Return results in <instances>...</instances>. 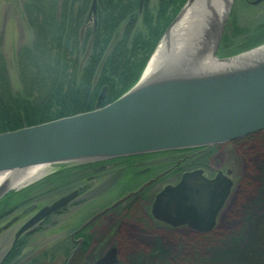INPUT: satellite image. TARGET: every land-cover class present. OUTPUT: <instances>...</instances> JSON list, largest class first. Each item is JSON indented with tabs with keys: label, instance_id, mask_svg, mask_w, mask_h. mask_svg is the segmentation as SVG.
<instances>
[{
	"label": "water",
	"instance_id": "water-1",
	"mask_svg": "<svg viewBox=\"0 0 264 264\" xmlns=\"http://www.w3.org/2000/svg\"><path fill=\"white\" fill-rule=\"evenodd\" d=\"M97 1L92 0L91 4L94 19ZM192 2L194 0H187L159 45ZM143 3L144 0H140V9ZM232 3L230 0L222 19L215 21L206 34L210 52L220 61L237 58L264 45L236 56H216ZM192 67L177 65L176 70H159L158 75L149 78L145 74L128 91L104 106L0 133V174L21 172L35 166L64 165L63 168H71L146 152L210 147L264 129V63L203 78L184 76L179 72ZM217 181L201 177L199 172L186 174L181 184L166 187L158 195L153 213L160 219L178 224L170 218L184 210L182 204L192 205L197 213L208 210V203L216 199L217 204L211 213L215 214L230 188L229 182L225 184V192L218 195L214 190ZM13 189L0 186V198ZM134 194L130 192L99 210L83 227ZM73 198L74 195L66 196L40 209L19 229L17 236ZM77 250L67 264H71ZM116 262L117 250L112 247L93 264Z\"/></svg>",
	"mask_w": 264,
	"mask_h": 264
},
{
	"label": "rangeland",
	"instance_id": "rangeland-1",
	"mask_svg": "<svg viewBox=\"0 0 264 264\" xmlns=\"http://www.w3.org/2000/svg\"><path fill=\"white\" fill-rule=\"evenodd\" d=\"M25 2L27 0H0V54L6 60L11 89L16 93L24 91L17 61L18 50L23 46H30L34 40L33 31L23 14ZM157 4L158 0H147V8L151 12H155ZM88 23L90 26L93 24V17ZM263 44L253 45L236 55ZM158 45L159 43L151 57ZM151 57L141 78L146 74ZM234 145L238 148V154L235 151L233 154H236V163L243 181L240 180L230 198L231 229H216L207 240L199 238L200 235L197 236L190 229H127L126 223L123 229H114L109 225H104L102 229H84L85 235L91 236L90 241L85 250L76 252L71 264H92L113 245L118 246L119 260H127L129 264H264V137L252 140L246 145V149L240 147V143ZM227 147L221 148L225 150ZM85 166H74L72 169L63 168L64 165L49 166L48 174L60 168L70 169L69 174L59 175V179H56L54 173L36 180L34 184L20 190L23 192H17L10 200L0 201V211L6 212L5 220L9 221L13 217L22 216L23 209L34 203L37 196L48 193L49 195L40 198V201H51L57 195L56 190L50 191L52 188L70 184V189L66 187V196L76 195L66 204L63 213L52 216L50 223L46 222L41 229H29L17 236L18 227L30 214L22 216L23 219L14 223L11 229H0V263L6 253L9 255L15 244L24 237L21 253L8 264H24L43 253L46 255L37 264H67L74 253L75 242L81 238L84 241V237L77 234L81 232L77 227L93 213L108 206L127 187L133 186L132 183L124 181L120 182L119 186L108 189L106 187L113 181L107 174L110 169L102 170V174L92 180L86 179L93 173L87 172L92 168H82ZM239 177L240 174L237 179ZM247 180L255 181L256 185L251 187V190ZM81 181L87 183L75 187V184ZM243 203L247 206L245 229L240 228ZM223 221L224 218L221 217V224ZM196 244L202 248L199 253L196 252L199 251Z\"/></svg>",
	"mask_w": 264,
	"mask_h": 264
},
{
	"label": "trees",
	"instance_id": "trees-1",
	"mask_svg": "<svg viewBox=\"0 0 264 264\" xmlns=\"http://www.w3.org/2000/svg\"><path fill=\"white\" fill-rule=\"evenodd\" d=\"M186 2L158 0L151 12L147 0L142 10L140 0H98L94 19L92 0H27L23 14L34 40L17 54L23 92L11 89L6 60L0 54V133L90 111L120 97L142 76L163 33ZM77 234L84 237L81 250H85L91 236L84 230ZM24 242L20 238L1 264L16 259ZM45 255L24 264H37Z\"/></svg>",
	"mask_w": 264,
	"mask_h": 264
},
{
	"label": "flooded vegetation",
	"instance_id": "flooded-vegetation-1",
	"mask_svg": "<svg viewBox=\"0 0 264 264\" xmlns=\"http://www.w3.org/2000/svg\"><path fill=\"white\" fill-rule=\"evenodd\" d=\"M262 43H264V0H233L221 36L220 44L217 49L218 57L224 58L234 56L242 50ZM260 136L264 137V129L215 146L188 147L146 152L99 161L82 167L92 168L91 171L87 172L93 173L86 178L92 180L102 174V170L110 169L107 174H109L108 176L113 181L108 187H106L108 189L115 185L119 186L121 184L120 182L124 181L133 184L132 187H127V189H125L120 195L115 197L111 203L130 192H135V194L95 219L89 225L83 227V224L96 212L93 213L90 217L85 219L77 229H102L104 225H109V227L112 226L114 229H123L124 223H126L127 229H171L174 231H177L178 229H190L192 232H195L197 236L200 234H206L209 235L208 238L211 237L210 234L214 233L216 229H231V224L229 223L231 210L230 198L240 180L241 182L243 181V178L241 177L242 173L236 163L238 148L234 144L240 143V147L246 149V145L250 144L252 140L259 138ZM224 146L228 147L225 148V150H222L221 147ZM234 151L236 154H233ZM194 172H199L201 177L208 180L218 179L216 186L214 187V190L218 195L219 193L221 194L222 192H225V184L230 182L229 192L222 200L217 212L211 214L217 204L216 199H214L208 203V210H203L201 212L197 211V213L192 205L182 204L181 208L184 210L181 213H178L174 218H170L171 221L179 222L178 224H172L166 219L158 218L153 213L154 204L158 195L164 191L166 187L178 186L183 182L186 174ZM239 174L240 177L237 179ZM247 181L248 188L251 190V187L256 185L255 181ZM85 183H87V181H81L75 184V187L80 184L84 185ZM66 187H69L68 189L71 188L70 184H63L60 188H52L50 191L53 192L56 190L57 195L54 197L55 199L53 198L54 200L52 199L49 202L40 201V198L49 195L48 193L37 196V198L34 199V203L23 209L22 216L24 217L27 214H30V216L18 227V229L30 220L40 209L52 205L66 197ZM58 193L61 195H58ZM75 196L76 195H74V197ZM241 201L244 202L245 200L241 199ZM66 206L67 205H64L56 212L43 218L29 229H41L46 222L50 223V219L53 218L52 216L63 213ZM246 208L247 206L243 203L240 211L243 216L242 224L240 225L241 229H245L246 225ZM5 213L4 211H0V222L2 223L0 229H11L14 223L23 219L22 216H20L13 217L11 220L7 221L5 220ZM221 217L224 218L222 224L220 222ZM127 221H131L132 223L129 224ZM198 224L201 226H198ZM198 229L209 230L199 231ZM72 240L76 241L74 238H72ZM75 243V249L77 248L78 252L81 250L84 243L83 238ZM196 246L199 250L196 252L199 253L202 248L199 247L198 244H196ZM112 247H115L117 250V262L115 264H119L118 246L113 245L110 248ZM7 257L8 253L2 258L1 263L5 262ZM95 261H93V263Z\"/></svg>",
	"mask_w": 264,
	"mask_h": 264
},
{
	"label": "bare ground",
	"instance_id": "bare-ground-1",
	"mask_svg": "<svg viewBox=\"0 0 264 264\" xmlns=\"http://www.w3.org/2000/svg\"><path fill=\"white\" fill-rule=\"evenodd\" d=\"M229 1L194 0L188 4L154 53L146 71V78L152 77L159 70L171 71L175 66L182 64L193 67L189 70L181 69V75L201 78L222 73L230 74L235 70L263 64L264 45L226 61H220L210 52L207 31L215 21L222 19ZM49 169L48 166H35L21 172L0 174V186L21 187L39 179L48 173Z\"/></svg>",
	"mask_w": 264,
	"mask_h": 264
}]
</instances>
